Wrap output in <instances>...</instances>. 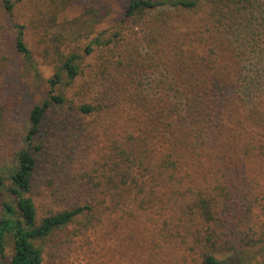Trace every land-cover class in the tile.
<instances>
[{
    "label": "trees",
    "instance_id": "1",
    "mask_svg": "<svg viewBox=\"0 0 264 264\" xmlns=\"http://www.w3.org/2000/svg\"><path fill=\"white\" fill-rule=\"evenodd\" d=\"M251 3L127 0L123 19L144 23L142 41L155 46L161 42V54L160 48L154 50L149 45L148 59L130 47L129 38L127 47L122 46L120 27L103 29L84 46L86 55H95L93 64H86L78 50L55 51L46 95L29 107L21 143L6 174L0 173L2 259L6 257V239L13 245L4 264H42L45 243L72 223L77 226L68 249L76 246V237L82 239L90 231L114 223L127 225L128 219V228L138 225L142 231L140 240L148 247L149 264L154 263L159 244L162 259L165 253L167 261L176 255L169 257L170 252H175L181 255V264H227L238 245L264 242V220L259 221L257 230L253 226L239 228L244 237L236 240L238 223H231L230 214L243 207L249 211L253 203L244 200V206L237 200L242 186L231 182L234 175L230 172L231 164L238 168V163L218 146L223 118L217 88L239 80L233 65L219 61L226 52L223 23L243 13ZM3 8L14 17L11 0H4ZM146 15L154 18V23L160 22L167 33L161 40L155 33L159 26L148 25ZM174 16H188L187 22L177 25ZM3 27L0 22V33ZM12 27V44L25 69L38 74L34 55L24 40V24L13 18ZM7 60L6 49L0 44V64ZM88 66L89 74L98 79L96 83L91 77L96 85L91 93L85 81ZM153 66L170 78L162 92L148 95L142 75ZM66 89L73 90L71 95ZM64 105L77 116L90 117L99 144L75 179L77 198L40 216L32 191L49 134L43 123L51 108ZM68 123L79 126L75 119ZM233 227L235 231H231ZM66 262L61 256L57 264Z\"/></svg>",
    "mask_w": 264,
    "mask_h": 264
},
{
    "label": "rangeland",
    "instance_id": "2",
    "mask_svg": "<svg viewBox=\"0 0 264 264\" xmlns=\"http://www.w3.org/2000/svg\"><path fill=\"white\" fill-rule=\"evenodd\" d=\"M3 1L0 0V22L4 24L0 44L6 49L8 60L0 64V173L6 174L13 152L21 143L26 129L29 107L46 95V80L53 74L57 49L63 52L78 50L86 64H93L95 55H86L84 46L103 29L112 31L119 27L122 46L127 47L126 38H129L132 40L130 47L148 59L150 46L154 50L160 48V52L161 42L157 46L145 43L141 39L142 32L146 30L142 26L144 23L123 19L127 0H11L14 17L5 12ZM251 2L243 13L223 23L226 52L222 53L219 61L233 65L238 70L239 80L237 84L217 88L223 118L218 146L232 154L230 158L238 163V168L231 164L230 172L234 175L231 182L242 186L237 200L253 203L249 211L243 207L241 211L230 214L231 223H238V229H235L239 232H235L238 241L244 237L239 228L248 230L253 226L257 230L259 221L264 220V0ZM187 17L174 16L173 21L184 26ZM13 18L25 26L24 40L34 55L38 74L25 69L20 53L13 47ZM145 18H148V25L155 27L160 24L154 23V18L148 15ZM155 33L160 40L163 34H167L160 26ZM89 69L88 66L85 81L88 93H91L96 86L91 77L96 83L98 79L89 74ZM150 69L151 72L142 75L143 87L148 95H156L166 85L168 87L170 74L155 66ZM72 91L68 89L66 94L71 95ZM70 119H75L79 126L69 124ZM89 119L75 115L67 105L49 110L48 120L43 123L49 134L32 191L38 215L42 216L46 211L77 198L75 179L86 166L87 159L96 154L99 144ZM53 190H57V194ZM135 214L129 217L131 225ZM241 221L244 222L239 226ZM126 222L128 225V219ZM127 225L119 222L98 232L92 230L82 239L76 237V246L68 249L69 237L77 226L72 223L53 236L52 242L45 243L42 264H57L61 256L66 259V264H149L147 246L140 240V227L128 228ZM234 228L231 231H235ZM5 245L6 257H0V264L7 262L13 252L9 238ZM161 249L162 244H159L152 264L182 263L181 255L175 252H170L169 257L176 254L171 261L165 259V253L162 259ZM228 260L227 264H264V242L238 245Z\"/></svg>",
    "mask_w": 264,
    "mask_h": 264
}]
</instances>
